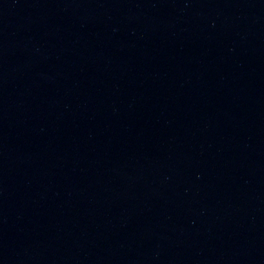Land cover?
<instances>
[{"label": "water", "instance_id": "water-1", "mask_svg": "<svg viewBox=\"0 0 264 264\" xmlns=\"http://www.w3.org/2000/svg\"><path fill=\"white\" fill-rule=\"evenodd\" d=\"M0 264H264V0H0Z\"/></svg>", "mask_w": 264, "mask_h": 264}]
</instances>
